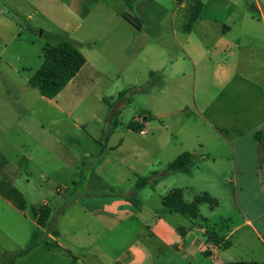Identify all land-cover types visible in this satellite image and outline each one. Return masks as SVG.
Segmentation results:
<instances>
[{"label": "crops", "instance_id": "obj_1", "mask_svg": "<svg viewBox=\"0 0 264 264\" xmlns=\"http://www.w3.org/2000/svg\"><path fill=\"white\" fill-rule=\"evenodd\" d=\"M90 1L76 2L84 7ZM178 4L173 17L185 6L184 1ZM138 14L122 16L139 19V26L128 21L136 30L126 54L131 60L153 49L144 16ZM171 31L178 53L171 57L170 77L186 91L192 82L193 104L185 100L186 109L162 116L185 114L184 122L197 120L200 129L173 128L164 121L151 125L150 120L139 131L126 126L119 141L105 138L96 160L83 154L90 164L85 173L79 143H67L29 112L14 113V122L34 144L29 152L16 151L14 160L0 156V264H205L201 254L215 257L222 249L209 232L229 241L227 248L256 237L258 246L245 253L250 259L224 257L231 264L264 263V0H202L191 29L171 26ZM87 62L86 57L80 71ZM165 62L152 71L167 70ZM183 152L205 164L201 174L166 171ZM152 171L157 176L150 177ZM199 177L213 186L223 177L226 190L220 197L228 203L217 215L222 233L212 228L217 222H211V214L190 218L163 203L165 195L179 188L185 201L208 193L216 203L202 204L213 210L220 197L201 187ZM141 178L148 182L138 187ZM43 206L49 214L42 223L38 209Z\"/></svg>", "mask_w": 264, "mask_h": 264}, {"label": "rangeland", "instance_id": "obj_2", "mask_svg": "<svg viewBox=\"0 0 264 264\" xmlns=\"http://www.w3.org/2000/svg\"><path fill=\"white\" fill-rule=\"evenodd\" d=\"M76 1L0 0L1 158L7 155L8 159L14 160L16 151L29 152L34 144L25 128L14 122V113H31L30 117L36 118L54 134L58 133L67 143H79L81 155L89 153L94 160L102 155L105 138L111 142L119 141L131 120L144 123L143 114L152 118L151 125L164 121L174 124L173 128L183 125L187 130H199L197 120L184 122L185 114L177 112L173 117L162 116L181 107L186 109L184 105L188 104H184L185 100L189 106L193 104L190 93L192 82H187L186 91L177 78L170 77V60L178 53L171 26L177 27L182 22L179 14L173 17L180 0H92L84 7ZM143 5L145 7L141 8ZM140 11L153 49L150 55L141 54L131 60L126 54L136 30L122 16L123 13L140 15ZM59 36L74 39L83 49L88 62L56 97L47 98L29 83V78L43 63L45 49L55 46ZM177 36L182 34L179 32ZM165 50L167 54L162 56ZM164 61L168 69L163 72L154 70L157 74L152 78V69ZM180 87L182 92L178 91ZM69 112L72 114L69 115ZM54 119L58 120L52 122ZM116 127L119 129L116 130ZM199 134L201 140L206 139L205 133ZM83 157L87 162L83 165L85 169L81 167L80 170L86 173L90 164L88 157ZM204 166L199 162L191 169L194 173L199 170L201 174ZM25 169L21 167L23 175ZM52 181L56 183L57 180L53 177ZM197 182L217 197L221 196L223 189L226 190V185L222 184L223 177L217 180L219 187L202 177ZM76 188L78 192L83 190ZM217 201L213 210L208 204H200V213L211 214V222H217L212 228L222 233L223 226L218 222L217 215L226 208L228 200L220 197ZM256 242V237H249V242L241 247L222 248L215 257L212 254L206 256V253L201 256L205 264H213L210 260L231 264L225 258L228 254L247 260L250 259L251 246H258Z\"/></svg>", "mask_w": 264, "mask_h": 264}, {"label": "trees", "instance_id": "obj_3", "mask_svg": "<svg viewBox=\"0 0 264 264\" xmlns=\"http://www.w3.org/2000/svg\"><path fill=\"white\" fill-rule=\"evenodd\" d=\"M185 1L187 4L178 9V13L182 22L180 27L184 32L191 29L194 22L199 17L202 10V0H180L179 3ZM128 21L133 25L139 26V19L126 15ZM55 46L47 47L44 51V60L40 67L30 76L29 83L38 89L42 96L47 98L56 97L66 85L76 76L80 69L86 63V57L81 52L78 43L74 40L57 37ZM153 78L157 72L151 71ZM152 83V82H150ZM143 121H149L152 118L148 114H143ZM128 128L139 131L142 129V122L138 120H131L127 124ZM262 131L258 130L256 135L259 137ZM198 156L192 152H183L166 166V171L174 172H189L191 167L196 163ZM158 171H152L150 177L157 176ZM148 178H141L137 182V186H145ZM163 203L168 208L181 213L190 218H199L200 204L210 203L215 204L216 200L208 193L197 195L193 201H185L181 189L176 188L170 191L163 197ZM38 220L45 222L49 214L48 208L45 206L38 209ZM209 237L216 244L222 243V248H227L230 245L229 241H223L214 232H209ZM235 264H264L254 261H240Z\"/></svg>", "mask_w": 264, "mask_h": 264}, {"label": "water", "instance_id": "obj_4", "mask_svg": "<svg viewBox=\"0 0 264 264\" xmlns=\"http://www.w3.org/2000/svg\"><path fill=\"white\" fill-rule=\"evenodd\" d=\"M206 254H209V252L207 251Z\"/></svg>", "mask_w": 264, "mask_h": 264}]
</instances>
